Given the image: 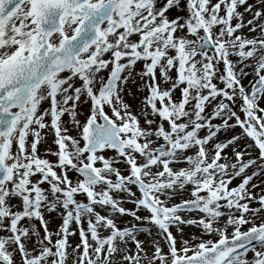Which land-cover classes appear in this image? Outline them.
Listing matches in <instances>:
<instances>
[{
    "label": "snow or ice",
    "instance_id": "obj_1",
    "mask_svg": "<svg viewBox=\"0 0 264 264\" xmlns=\"http://www.w3.org/2000/svg\"><path fill=\"white\" fill-rule=\"evenodd\" d=\"M0 264H264V0H0Z\"/></svg>",
    "mask_w": 264,
    "mask_h": 264
},
{
    "label": "rangeland",
    "instance_id": "obj_2",
    "mask_svg": "<svg viewBox=\"0 0 264 264\" xmlns=\"http://www.w3.org/2000/svg\"><path fill=\"white\" fill-rule=\"evenodd\" d=\"M177 14H179V15H185L186 13H173V15H177ZM139 70H140V66L138 65L137 71H139ZM244 82L247 83V80H245ZM137 83H139V81ZM136 87H137V85H130V89H131V91L133 93H136ZM144 94L145 93H136V99L135 100H130V102L133 103L134 107L138 103V100H139L140 96H142ZM86 109H87V105L81 107V109H80L81 113L84 114V115H86L87 114ZM240 115H241V118L243 119L244 118L243 113H240ZM81 119H83V115L81 116ZM68 126L71 127L70 124ZM239 131H240V129L237 127L235 129V132L238 133ZM72 134L75 135V132H72ZM227 135L228 136H231L232 133L230 132ZM221 138L223 139L224 137L221 136ZM51 141H52V135L49 134L48 137H47V144L42 143L40 145V153H41V155H44V149L46 147H51L53 150H55L56 145L52 144ZM108 154L111 155L112 153L110 152ZM46 158H48L50 160H55L56 159L55 156H47ZM238 182H239L238 180L233 181V185H235ZM253 182H256L255 181V178H254V181ZM42 187L47 188L48 186H47V184H45V185H42ZM137 195H139V193H137ZM185 196H187V194H185ZM80 198H82V197H80ZM176 202H179V199H177ZM124 206L125 207H128V208H132L133 207V205L131 203L125 204ZM140 215H147V213L146 212H141ZM46 218L50 220V227L53 230L57 229V226L60 224V217H59V215L58 214H46ZM188 231H191V230L189 229ZM70 240H71L72 243H78L79 242L78 241V237H72V238H70Z\"/></svg>",
    "mask_w": 264,
    "mask_h": 264
}]
</instances>
